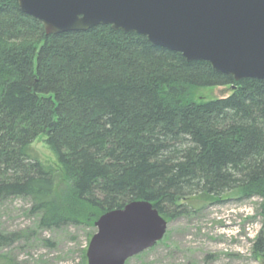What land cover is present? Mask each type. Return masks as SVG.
Segmentation results:
<instances>
[{
	"label": "trees",
	"instance_id": "obj_1",
	"mask_svg": "<svg viewBox=\"0 0 264 264\" xmlns=\"http://www.w3.org/2000/svg\"><path fill=\"white\" fill-rule=\"evenodd\" d=\"M220 86L229 92L192 97ZM42 136L58 165L32 148ZM230 191L259 197L264 220L263 79L109 24L47 33L18 0H0V198H29L45 227H95L132 200L168 220L181 199ZM14 239L0 233V248Z\"/></svg>",
	"mask_w": 264,
	"mask_h": 264
},
{
	"label": "water",
	"instance_id": "obj_2",
	"mask_svg": "<svg viewBox=\"0 0 264 264\" xmlns=\"http://www.w3.org/2000/svg\"><path fill=\"white\" fill-rule=\"evenodd\" d=\"M47 33L109 24L206 60L236 80H264V0H18ZM230 88H224L221 96ZM220 96V97H221ZM87 248L88 264H126L163 239L168 220L149 200L103 212Z\"/></svg>",
	"mask_w": 264,
	"mask_h": 264
},
{
	"label": "rangeland",
	"instance_id": "obj_3",
	"mask_svg": "<svg viewBox=\"0 0 264 264\" xmlns=\"http://www.w3.org/2000/svg\"><path fill=\"white\" fill-rule=\"evenodd\" d=\"M224 87L193 89V99L220 97ZM44 163L58 165L44 137L32 143ZM179 213L168 219L163 239L129 258L126 264H264V253L256 255L254 242L264 220L259 197H243L236 191L220 198L194 195L181 199ZM96 227L64 224L45 227L40 215L31 211L26 197L0 198V233L15 239L0 248L1 259L17 264H88V244Z\"/></svg>",
	"mask_w": 264,
	"mask_h": 264
}]
</instances>
